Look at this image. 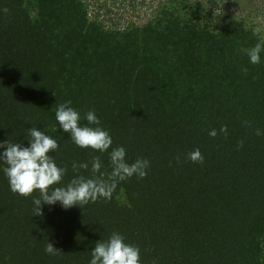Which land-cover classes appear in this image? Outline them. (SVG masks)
Masks as SVG:
<instances>
[{
    "label": "trees",
    "instance_id": "trees-1",
    "mask_svg": "<svg viewBox=\"0 0 264 264\" xmlns=\"http://www.w3.org/2000/svg\"><path fill=\"white\" fill-rule=\"evenodd\" d=\"M259 41L237 22L214 28L188 0L123 30L90 21L79 0H0V141L26 145L31 127L57 139L62 185L94 156L110 173L108 153L59 130L55 108L70 101L95 111L129 163L150 162L110 201L41 215L39 193H13L0 165V264H89L112 232L141 264H264V51L258 64L244 51ZM196 149L202 163L188 159Z\"/></svg>",
    "mask_w": 264,
    "mask_h": 264
},
{
    "label": "clouds",
    "instance_id": "clouds-1",
    "mask_svg": "<svg viewBox=\"0 0 264 264\" xmlns=\"http://www.w3.org/2000/svg\"><path fill=\"white\" fill-rule=\"evenodd\" d=\"M260 31L259 28L254 29V35H258ZM244 51L250 63H260L264 38ZM70 105L69 101L55 108L59 130L68 134L72 143L81 149L108 153L111 171L107 174L102 172L103 163L99 156H94L90 162L73 163L76 175L70 182L62 185L67 168L60 167L52 155L59 147L57 139L38 127H31L27 130L26 145L24 142L0 141V165L3 166L2 171L10 190L24 197L31 196L34 192L39 193L38 198L33 197L35 215L43 214V205L55 207L58 204L63 210H69L74 206L83 208L100 199L110 201L121 182L133 176L143 179L147 175L150 165L147 159L139 158L129 163L124 147L111 148L112 137L109 131L100 126V119L94 110L81 117L79 111ZM82 119L87 123L81 124ZM221 130L226 131V128ZM209 135L215 137L217 131L213 129ZM188 159L193 163H202L204 157L196 149L188 154ZM81 169H90L91 176L79 174ZM45 251L55 254L58 250L49 243ZM89 264H141L140 249L127 243L121 233L112 232L106 239L96 241L91 249Z\"/></svg>",
    "mask_w": 264,
    "mask_h": 264
},
{
    "label": "rangeland",
    "instance_id": "rangeland-1",
    "mask_svg": "<svg viewBox=\"0 0 264 264\" xmlns=\"http://www.w3.org/2000/svg\"><path fill=\"white\" fill-rule=\"evenodd\" d=\"M87 9L88 19L97 20L109 29L123 30L131 24L143 26L154 19L168 0H79ZM192 7L198 4L209 13L213 27L237 22L246 28L261 29L258 38H264V0H188ZM191 10V9H189Z\"/></svg>",
    "mask_w": 264,
    "mask_h": 264
}]
</instances>
